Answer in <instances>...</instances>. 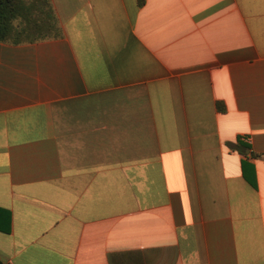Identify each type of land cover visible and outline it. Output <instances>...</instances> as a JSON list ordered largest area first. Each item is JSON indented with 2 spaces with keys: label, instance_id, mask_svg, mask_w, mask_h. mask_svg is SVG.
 Masks as SVG:
<instances>
[{
  "label": "crops",
  "instance_id": "obj_1",
  "mask_svg": "<svg viewBox=\"0 0 264 264\" xmlns=\"http://www.w3.org/2000/svg\"><path fill=\"white\" fill-rule=\"evenodd\" d=\"M48 2L0 42V261L264 264V0Z\"/></svg>",
  "mask_w": 264,
  "mask_h": 264
},
{
  "label": "trees",
  "instance_id": "obj_2",
  "mask_svg": "<svg viewBox=\"0 0 264 264\" xmlns=\"http://www.w3.org/2000/svg\"><path fill=\"white\" fill-rule=\"evenodd\" d=\"M145 0H139L143 4ZM57 15L48 0H0V42L33 43L60 36Z\"/></svg>",
  "mask_w": 264,
  "mask_h": 264
},
{
  "label": "built area",
  "instance_id": "obj_3",
  "mask_svg": "<svg viewBox=\"0 0 264 264\" xmlns=\"http://www.w3.org/2000/svg\"><path fill=\"white\" fill-rule=\"evenodd\" d=\"M241 140L247 142L248 144H251V138L249 136H242Z\"/></svg>",
  "mask_w": 264,
  "mask_h": 264
},
{
  "label": "water",
  "instance_id": "obj_4",
  "mask_svg": "<svg viewBox=\"0 0 264 264\" xmlns=\"http://www.w3.org/2000/svg\"><path fill=\"white\" fill-rule=\"evenodd\" d=\"M0 264H3V263L0 261Z\"/></svg>",
  "mask_w": 264,
  "mask_h": 264
}]
</instances>
